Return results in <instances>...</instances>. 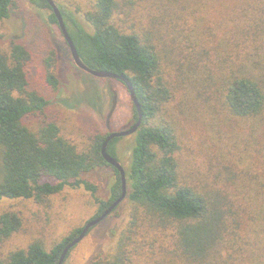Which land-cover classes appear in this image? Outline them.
<instances>
[{"label":"trees","instance_id":"obj_1","mask_svg":"<svg viewBox=\"0 0 264 264\" xmlns=\"http://www.w3.org/2000/svg\"><path fill=\"white\" fill-rule=\"evenodd\" d=\"M34 1L41 8L51 9L50 19L59 26L49 2ZM238 1H228V7L219 12L222 21L234 17L231 21L237 31L227 35L224 47L203 48L186 38L180 22L169 20L172 11L168 9L146 12L155 16L154 21L151 23L148 16V29H139L118 21L130 16L124 15L118 0H93L84 13L85 26L59 7L84 63L93 69L126 75L143 112L142 124L128 148L129 161L123 166L126 197L131 204L130 226L121 235L113 259L97 257L90 264H130L139 251L138 242L133 240L138 233L143 231L145 235L148 227L167 228L170 221L177 224L181 248L192 258L224 249V264H234V254L237 259L244 258L245 264H264V24L256 17L264 14V0ZM14 5L15 0H0V21L9 17ZM156 18L161 20L160 26ZM155 31L159 32L157 38ZM231 35L242 39L233 40ZM177 40L182 45L175 55ZM32 55L28 45L18 40L11 41L7 49L0 48V203L5 197L41 201L67 185H84L95 193L97 186L83 178L84 174L110 166L115 173L110 196L96 199L99 205L94 219L122 194L121 174L102 154L111 132L92 129L88 133L90 142L82 149L61 134L48 112L50 99L30 86L26 67ZM60 62L55 49L45 60L47 80L55 88L59 85ZM190 74L198 75L197 98L209 101L217 94L228 113L245 120L246 125L241 134L229 137L244 139L243 149L227 142L222 152L209 155L206 172H199L208 179L204 192L181 179L182 147L176 120L166 118L180 81H187ZM113 79L128 90L125 82ZM132 105L133 123L129 128L139 118L137 107ZM35 121L38 126L31 125ZM121 138L115 137L107 145V152L115 158L123 154L117 150ZM196 175L191 172L192 177ZM21 225L20 215L2 211L0 204V241ZM83 227L73 229L49 250L40 241L11 250L0 257V264H58L65 247ZM241 233L252 238L245 242L242 252L243 247L235 248V240L244 238Z\"/></svg>","mask_w":264,"mask_h":264},{"label":"rangeland","instance_id":"obj_2","mask_svg":"<svg viewBox=\"0 0 264 264\" xmlns=\"http://www.w3.org/2000/svg\"><path fill=\"white\" fill-rule=\"evenodd\" d=\"M54 1L59 7L70 12L73 19L85 26L84 13L91 8L93 0ZM118 1L124 15H130L118 21L127 25L134 24L135 28L139 29H148L146 27L150 24V20L151 23L154 21L155 16L152 17L146 12L166 9L172 11L168 14L169 20L173 23L180 22V26L186 29V38L194 40L201 48L210 45L224 47L227 35L237 31L236 23L231 21L234 19L233 16L222 21L219 15L221 10L228 7V1L231 0ZM50 13L51 9L39 7L34 0H15L9 17L0 21V48L7 49L14 40L28 45L33 54L26 67L30 86L50 99L48 112L52 120L60 127L61 134L78 145L80 149L88 146L90 142L88 133L92 129L102 132L128 129L133 123V102L129 91L113 78L97 77L80 69L73 60L59 26L51 21ZM256 17L264 24L263 13L257 14ZM156 21L160 26L161 20L156 18ZM158 33L155 31L154 37ZM230 38L240 41L242 39L241 36L237 38V35H231ZM158 41L161 42V39ZM176 44L173 47L176 51L175 55L181 50L182 45L180 40H177ZM54 49L58 51L61 61L60 71L57 72L59 76L57 88L47 80L45 63ZM176 59L178 60L177 57ZM174 78L181 79L177 76ZM196 78L198 79V75L190 74L187 81H180L177 95L173 99L175 101L168 106L169 114L166 118L176 120L182 147L181 179L204 192L207 189H204V183L208 179L199 172H206L209 155L213 152L217 154L222 152L227 142L232 144L235 142V146L243 149L244 139L229 137L241 134L246 125L243 123L245 120L228 113L226 104L221 102L217 94L216 98L212 97L209 101L197 98ZM170 112L175 116H172ZM38 124L35 121L31 125L38 126ZM132 136L133 134L123 136L117 143V150L120 149V152H123L117 158L123 166L129 161L128 148ZM246 155L244 153V158ZM189 170L192 173L197 172L196 177H192ZM114 176L115 173L110 166L97 167L84 174L83 178L97 186L95 193L84 185H67L61 192L41 201L34 198H3L0 203L1 210L18 213L22 219V225L8 239L0 241V257L6 256L9 251L16 248L27 247L33 241L42 242L49 250L73 229L85 226L98 212L99 204L96 199L109 198ZM130 215L131 204L126 197L73 246L63 264H90L97 257L113 259L121 235L130 226ZM166 225L167 228L161 230H157L158 227L153 229L148 227L149 232L145 235L143 231L138 233L133 240L138 242L136 245L139 251L130 264H224L223 260L227 257V251L224 249L221 253L190 257L191 254H186L181 248L177 224L170 221ZM241 235L244 238L235 240L236 249L243 247L240 252L247 246L245 243L247 240V244L252 241L248 234L241 233ZM250 251L252 249L248 250ZM252 253L248 255L251 256ZM236 257L237 254H234L235 263H247L244 258Z\"/></svg>","mask_w":264,"mask_h":264},{"label":"water","instance_id":"obj_3","mask_svg":"<svg viewBox=\"0 0 264 264\" xmlns=\"http://www.w3.org/2000/svg\"><path fill=\"white\" fill-rule=\"evenodd\" d=\"M47 1L49 2L50 6L52 7L53 11L56 14V17L58 19V24H59V26L62 30V33H63V35H64V37H65V39L69 45V48H70V51H71V54H72V57H73L75 64L80 69H82L83 71L88 72L94 76L117 78V79H120L123 82H125L128 90H129L130 97H131L133 103L135 104V106L137 107L138 113H139V118L132 127L128 128L126 130H122V131L111 132L108 135V137L106 138V140L102 146V154H103L104 158L108 161L109 164L116 167V169H118L120 174H121V177H122V194L100 216L88 221L86 223V225L83 227L81 233L65 247V249L63 250V252L61 254L60 260L58 262V264H63L69 250L73 246H75L88 233V231L90 230L91 227H93L94 225H96L100 221H102L108 214H110L126 198L127 193H128V189H127V179H126L125 169H124L122 163L117 158H115L114 156L110 155L107 152V145H108V142L115 137H121V136L131 135V134L135 133L142 124L143 112L141 109V105L138 101L134 86L126 75L116 74L114 72L105 71V70L93 69L84 63V61L81 59V57L79 55V52L76 48V45L74 44V42H73V40L69 34V31L67 29L66 23L64 21V17L62 15V12H61L59 6L57 5V3L54 0H47Z\"/></svg>","mask_w":264,"mask_h":264}]
</instances>
